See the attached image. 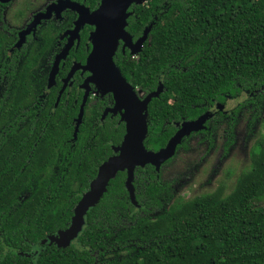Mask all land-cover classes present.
<instances>
[{
  "label": "trees",
  "instance_id": "trees-1",
  "mask_svg": "<svg viewBox=\"0 0 264 264\" xmlns=\"http://www.w3.org/2000/svg\"><path fill=\"white\" fill-rule=\"evenodd\" d=\"M132 11L127 31L146 41L138 59L114 61L147 96L162 87L144 113L145 150L164 149L181 125L200 119L202 128L182 137L160 174L150 164L134 169V203L127 172H118L75 241L47 244L70 227L124 125L101 120L106 101H88L74 136L75 92L56 109L55 98L40 100L47 79L34 51L18 71H0V264H264V137L228 194L219 186L182 200L162 179L191 138L212 146L223 128L227 151L242 111L249 126L264 124V0H147ZM76 55L85 57L82 45Z\"/></svg>",
  "mask_w": 264,
  "mask_h": 264
},
{
  "label": "flooded vegetation",
  "instance_id": "flooded-vegetation-1",
  "mask_svg": "<svg viewBox=\"0 0 264 264\" xmlns=\"http://www.w3.org/2000/svg\"><path fill=\"white\" fill-rule=\"evenodd\" d=\"M101 2L102 0H94L93 6L91 0L0 1V71L7 74L18 71L22 58L31 55L30 51H34L33 54L38 56L35 69H42L47 79L40 100L55 98L54 109H56L61 100L64 104H68L69 96H71L73 90L75 93L72 104L75 107L78 106L79 109L87 92L83 109H85L88 101H106L107 106L103 109L101 120L104 121L107 118L114 120L118 125L123 124L126 133V124L121 120L125 112L123 102L117 103L113 93H103L93 83H88L86 88L83 87L84 82L91 77V73L89 71L83 72L81 68L86 67L87 59L93 50L91 36L97 27L91 24L78 25L81 18L80 12L87 10L91 15L99 9ZM134 6L147 8V0L138 5L132 4L127 10V13H131L129 17L133 15L132 8ZM128 19L125 31L130 38V44L125 47L124 42L121 39L118 40L113 56L115 65L114 59L117 58L118 54L122 56L129 55L132 60L138 59L146 41L145 39L141 42V46L135 47V44L141 38H136L127 31ZM75 29L77 33H74ZM81 45L86 55L78 61L75 57ZM65 51H67L65 57L58 60V57L64 54ZM133 51L134 54H132ZM53 71L54 76L50 85V77ZM71 72L72 76L64 83ZM127 84L132 89L134 97L142 102L147 94L138 87H134L130 83ZM45 102L44 100L43 104ZM111 110H114V112H109ZM175 126L177 125L175 124ZM195 138L197 137L191 138L188 143ZM180 151H183V149ZM112 152L114 153V151ZM157 174H160V171Z\"/></svg>",
  "mask_w": 264,
  "mask_h": 264
},
{
  "label": "water",
  "instance_id": "water-1",
  "mask_svg": "<svg viewBox=\"0 0 264 264\" xmlns=\"http://www.w3.org/2000/svg\"><path fill=\"white\" fill-rule=\"evenodd\" d=\"M7 2L8 0H0ZM144 0H102L99 9L93 14L89 15L88 11L80 12L81 24L96 25V31L92 34L91 40L93 42V50L87 59L86 67L81 68L82 71H89L91 77L88 78L83 87L86 88L88 83L95 84L103 93H113L117 103L123 102V109L125 110L122 121L126 124V133L121 145L115 148L114 155L111 156L99 169L97 177L90 183L89 191L82 197L79 205L75 209V215L71 220L70 227L65 231H60L56 235L51 236L48 240L54 241L57 238H65L68 240L75 238L81 232L84 226V216L90 207L98 201L103 194L109 180L114 179L118 172H127L126 189L131 195L132 203L133 190L131 188L133 172L137 167L143 168L150 164L159 170L161 164L172 158L175 154L176 146L180 143L182 137L190 131H198L202 128L200 119L192 124L181 125L182 128L177 134L170 139L166 147L157 153L145 150L143 141L147 135V124L145 118V111L148 103L158 97L162 92V87H159L156 93L149 94L142 102L138 101L132 92L130 86L122 77L119 69L113 62V56L116 51L118 40L124 42V46L130 44V38L125 31L127 19L131 13L127 10L132 4H141ZM83 8V7H82ZM74 33H77L76 29ZM144 37L135 44V47L141 46ZM66 52L58 57V60L65 57ZM134 54V51L132 52ZM73 72V71H72ZM72 72L68 75L64 83H66L72 76ZM54 71L51 73L50 85L52 84ZM85 93L84 100L80 106L79 114L76 119L75 134L81 124L83 116V107L86 101ZM114 112V110L109 111ZM107 113V112H106ZM105 113V114H106ZM64 239V240H65ZM59 242L58 247L68 246Z\"/></svg>",
  "mask_w": 264,
  "mask_h": 264
},
{
  "label": "rangeland",
  "instance_id": "rangeland-1",
  "mask_svg": "<svg viewBox=\"0 0 264 264\" xmlns=\"http://www.w3.org/2000/svg\"><path fill=\"white\" fill-rule=\"evenodd\" d=\"M235 104L228 103L227 110L233 109ZM240 114L233 131L232 145L227 151L223 149L222 128L211 135L214 140L212 146L207 141L203 142L205 136L200 135L187 144V150L177 153L176 159L163 174L164 180L172 182L174 197L188 200L211 193L219 186H223L225 194L230 193L236 178L250 165V151L255 141L264 137L263 123L257 121L249 126L246 111ZM68 238L48 240L47 244L61 242L64 245L68 242L70 245L77 237Z\"/></svg>",
  "mask_w": 264,
  "mask_h": 264
}]
</instances>
